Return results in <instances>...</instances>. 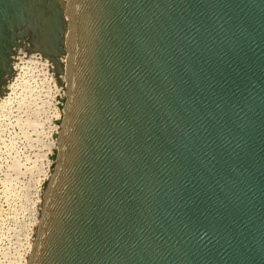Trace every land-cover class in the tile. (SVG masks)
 <instances>
[{
  "label": "water",
  "instance_id": "water-1",
  "mask_svg": "<svg viewBox=\"0 0 264 264\" xmlns=\"http://www.w3.org/2000/svg\"><path fill=\"white\" fill-rule=\"evenodd\" d=\"M64 90L27 264H264V0H0Z\"/></svg>",
  "mask_w": 264,
  "mask_h": 264
},
{
  "label": "rangeland",
  "instance_id": "rangeland-1",
  "mask_svg": "<svg viewBox=\"0 0 264 264\" xmlns=\"http://www.w3.org/2000/svg\"><path fill=\"white\" fill-rule=\"evenodd\" d=\"M25 80L29 81L37 96H41L44 93V82L42 83L39 79L29 78L28 76L26 77L24 74H21L15 83L16 91H14L13 98L15 100L13 101L16 103L14 104V107L17 104L18 94L21 91V84ZM54 95L55 92H52L50 98L47 100L48 103L43 106L44 112L46 113L43 112L42 118L46 121L43 123L44 133L40 135L42 144H39L36 149L28 148L26 142L15 141L13 132H18V128H14L13 130L9 127L10 123H8L14 120V114H12V116L10 115L11 110L9 105L5 100L0 99V264H7L8 260L12 259L13 256L16 260L19 259L21 264H25L26 261L24 260L30 255L31 232L39 218V201L42 196V189L45 182L44 178L50 176L53 164L52 157L54 155L51 154L49 157L45 159L43 158L42 160L39 158V161H41L38 162L39 169L36 171L39 175H35L36 177H22L21 180L19 179V182H16L17 184L14 183L8 185L9 182L6 180L8 178L7 173L10 171L9 168L10 165L12 166L13 162L10 158L7 147H10V149L12 148L11 152H16L18 157H21L23 160L29 158L31 161H29L30 163H32L33 160H36L37 156L35 154H47L50 152V147L53 149L57 148L55 133L58 130L59 125H57L55 118L57 114L56 112L61 108V98L59 97L58 99H55ZM10 119L13 120L10 121ZM41 168L42 171H40ZM21 185L23 187H21ZM15 235H18V242L21 244L19 245L21 248L17 246L19 243L16 244L17 240L14 238ZM17 250L19 254L16 252Z\"/></svg>",
  "mask_w": 264,
  "mask_h": 264
},
{
  "label": "bare ground",
  "instance_id": "bare-ground-1",
  "mask_svg": "<svg viewBox=\"0 0 264 264\" xmlns=\"http://www.w3.org/2000/svg\"><path fill=\"white\" fill-rule=\"evenodd\" d=\"M13 68H14L15 77L8 85L7 95L1 99L5 100V102L9 105V108L11 110L10 115L12 116V114H14L13 115L14 120L12 119L13 120L12 121L10 119V121L12 122H8V123H10L9 127L12 128L13 130L14 128H18V132H13L14 133L13 137L15 141L26 142L28 144V148L36 149L38 148L39 144H42L40 135L44 133L43 123L46 121L45 119L43 120L42 118L43 112H44L43 106L46 103H48L47 100L48 98H50V95L52 94V92L53 93L55 92L54 97L55 99H58L59 97L61 98L64 95V90L59 86L55 75L51 73L50 71L51 64L48 62V60L43 59L39 54H27L25 51H20L14 59ZM21 74H24V76L26 77L28 76L29 78L39 79L42 81V83L44 82L45 84V86L43 87L44 93L42 95L40 94L41 96H37L34 93V88L32 87V85L29 83V81L25 80L21 84V91L18 94L17 104L14 107V104L16 103V102L14 103L13 101L15 100L13 98L14 91H16L15 83ZM56 113L57 114H56L55 121L58 122L62 117V112L60 109H58ZM59 130L60 129L58 128V130L55 133L56 136ZM7 148H8V153L10 155V158L13 162L12 166L10 165V168H9L10 171L7 173L8 178L6 177L7 182H9L8 185L19 182V179L21 180L22 177L29 176L30 178H32L35 175H39L37 174L38 172H36L39 169L38 162H40L43 158L45 159L49 157L51 154H54L55 150L57 149V148L53 149L52 147H50V152L47 154H42V153L35 154L37 156L36 160H33L32 163H30L31 161L29 160V158L25 157L26 159L24 158L25 160H23L21 157H18L16 152H14L15 154L11 152L12 148L11 149L10 147H7ZM39 158L41 159L40 161H39ZM40 171H42V168ZM49 177L46 176V178H44V181H47ZM21 187L23 186L21 185ZM41 203H42V196L39 201L40 205ZM37 223H38V220L36 221L34 229H32V232H31L32 233L31 246H30L31 248H32V242H33V235H34V231L37 226ZM14 238L17 240L16 244L19 243L18 235H15ZM19 245L21 244L20 243L17 244V246ZM18 250L16 251L17 253H18ZM28 257L29 256H27L26 259L24 260L26 261L25 264H27ZM18 260H16V258L13 256L12 259L8 260L7 264H21L20 260L19 261Z\"/></svg>",
  "mask_w": 264,
  "mask_h": 264
}]
</instances>
